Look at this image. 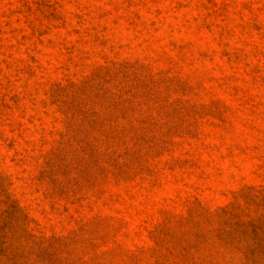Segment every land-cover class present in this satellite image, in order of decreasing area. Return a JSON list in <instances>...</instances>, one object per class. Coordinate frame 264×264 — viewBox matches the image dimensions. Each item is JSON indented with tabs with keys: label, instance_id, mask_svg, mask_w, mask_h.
I'll return each instance as SVG.
<instances>
[{
	"label": "rangeland",
	"instance_id": "obj_1",
	"mask_svg": "<svg viewBox=\"0 0 264 264\" xmlns=\"http://www.w3.org/2000/svg\"><path fill=\"white\" fill-rule=\"evenodd\" d=\"M0 264H264V0H0Z\"/></svg>",
	"mask_w": 264,
	"mask_h": 264
}]
</instances>
